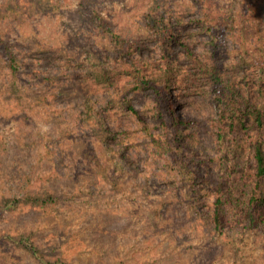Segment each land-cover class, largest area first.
I'll use <instances>...</instances> for the list:
<instances>
[{
  "label": "rangeland",
  "instance_id": "374dc122",
  "mask_svg": "<svg viewBox=\"0 0 264 264\" xmlns=\"http://www.w3.org/2000/svg\"><path fill=\"white\" fill-rule=\"evenodd\" d=\"M85 1L44 0L45 10L17 14L2 9L0 41L14 51L21 72L14 89L3 73L7 62L0 58V199L13 201L0 211V264H42L5 237L21 234L30 235L44 259L55 264H264V232L235 237L236 250L228 243L235 232H217L210 223L214 182H207L198 154H215L213 106L198 93L197 79L186 80L196 61L148 25L149 0ZM248 2L264 14V0H203L216 12L231 4L237 12L249 8ZM192 3L161 0L168 10L169 31H164L193 39L202 53L211 35L195 21L203 6L187 11ZM260 23L262 30L249 38L250 52L255 39L264 37ZM231 28L223 27L229 36L219 40L229 49L231 32L237 30ZM108 31L122 34L126 42L110 41ZM133 59L149 69L176 60L170 71L174 79L165 83L163 78L157 86L163 97L136 87L125 71ZM98 67L105 84L102 72L100 79L93 76ZM259 83L264 90V77ZM85 97L90 113L82 105ZM124 97L150 123L148 133L163 141L175 139L176 130L156 122L158 111L168 124L172 113L193 123L182 125L180 141L170 140L160 151L120 104ZM179 154L183 165L176 161ZM192 188L197 199L191 210L199 218L189 215L183 198L177 200ZM49 194L56 201L45 207H32L27 199ZM161 202L167 205L158 216Z\"/></svg>",
  "mask_w": 264,
  "mask_h": 264
},
{
  "label": "trees",
  "instance_id": "16d2710c",
  "mask_svg": "<svg viewBox=\"0 0 264 264\" xmlns=\"http://www.w3.org/2000/svg\"><path fill=\"white\" fill-rule=\"evenodd\" d=\"M43 1L9 0V3H3L0 0V18L4 8H8V12H16V14L22 9L33 12L41 9L45 10L46 6L48 7L49 5H45ZM149 1L151 5L148 8L150 9L144 13L148 25L155 29L159 35L162 33L165 41H176V44L181 48V53L186 55L188 60L196 61L194 71L191 74L192 77L186 80L192 79L195 82L197 79L198 93L212 103L213 117L210 132L212 141L216 146L215 154L213 156L205 155L204 153L198 155L204 161L205 175H209L207 182H214L213 189H211L214 199L211 203L210 223L213 224V230L220 233H222L224 228L233 230L235 235L230 236L228 243L230 242L232 247L237 250L239 246L238 242H235V237L240 238L239 236L250 230L264 232V90L262 87L258 88L260 85L259 81L264 77V37H257L250 45L253 47L256 44L253 52H250L251 49H248L247 45L249 38L253 35L252 31L257 32L256 29L262 30L260 22L263 23L264 14L257 13V9L249 2V8L241 6L240 11L237 12L234 10V4L229 5L225 9L220 7L216 12L205 7L203 0H193L192 4L185 6L187 11L190 8L203 6L201 8L202 13L197 16L199 18L195 19V21L199 23L200 31H207L211 35L210 40L205 43V49L200 53L194 49L193 39L189 40L188 38H183L181 34L164 31H169V21L164 19L166 17L165 14H168L166 4H161V0ZM249 1L252 2L253 0ZM85 2L92 4L93 0H86ZM200 2L202 4H198ZM9 9L11 10L9 11ZM236 17H239V19H236ZM234 25L237 30L231 32L230 38L232 39L233 47L229 49L221 43L225 37L229 36L226 35L222 28L226 27L228 29V27H232L231 29H233ZM108 33L110 41L115 39L120 44L126 42V39L121 38L122 34L114 33L113 31H108ZM0 42L2 44L0 58L4 57L7 62L6 65L2 66L3 73L8 80H11L10 83L14 85L15 89L18 87L16 83L19 72H21L17 57L4 39ZM208 45L211 49H207ZM91 55L96 60L98 59L95 51L91 52ZM140 60L133 59L130 61L125 71L129 72L138 89L146 91L150 88L157 93L158 97H163L162 88L157 86H160L159 83L163 78H166L165 83L174 79V75H171L170 71L173 69V64L176 60H162L163 63L161 65L151 66L150 69L148 66L142 65ZM99 61L98 59L97 62ZM101 72L103 73L102 83L105 84V72L102 68H96L93 76L100 79ZM107 83L113 84L112 81H107ZM63 92L60 91V94H63ZM84 100L82 105L84 103L86 113H90L93 108L89 106L90 98L85 97ZM120 104L131 114L135 115L146 130L145 132H151L150 123L135 109L129 98L124 97ZM92 117L88 118L92 119ZM155 118L156 122H159L164 129L172 126L176 130V140L170 138L163 141L158 138L159 135L148 133L152 142L160 151L169 147L170 140H172L171 144L180 141L178 134H180L182 125H186L188 122L193 123L192 121H184L176 113H172V123L168 124L162 110L157 112ZM104 125V122H102L100 127ZM177 145L181 144L178 143ZM180 156L181 154H179V158L176 161L182 163ZM204 173H201L199 177L204 179ZM187 178L188 180H193L192 176ZM189 192L184 197L177 195V200L182 202L181 198H183L188 206L189 211L187 212L189 215L192 217L195 215L196 218H199L197 216L200 214L191 210L197 199L196 190L192 188ZM27 199L31 202L32 207H45L56 201V197L53 194H49L46 197L29 196ZM11 202H13L11 198L0 199V211L7 208ZM165 205H167V202H161V205L157 207L158 216L161 211L165 210L163 209ZM200 222L203 223L202 220ZM5 237H10L13 245L27 248L30 255L38 262L55 264L44 259V254L39 246L30 241V235L21 234Z\"/></svg>",
  "mask_w": 264,
  "mask_h": 264
}]
</instances>
